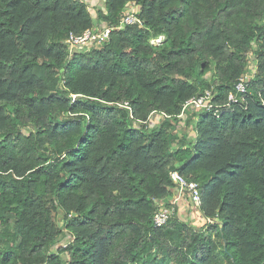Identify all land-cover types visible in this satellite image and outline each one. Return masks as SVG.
<instances>
[{
    "label": "trees",
    "instance_id": "trees-1",
    "mask_svg": "<svg viewBox=\"0 0 264 264\" xmlns=\"http://www.w3.org/2000/svg\"><path fill=\"white\" fill-rule=\"evenodd\" d=\"M103 2L0 0V264H264V0ZM172 170L213 222L154 225Z\"/></svg>",
    "mask_w": 264,
    "mask_h": 264
},
{
    "label": "built area",
    "instance_id": "built-area-1",
    "mask_svg": "<svg viewBox=\"0 0 264 264\" xmlns=\"http://www.w3.org/2000/svg\"><path fill=\"white\" fill-rule=\"evenodd\" d=\"M130 3L131 4L126 6L123 23L140 24L142 21L138 17L139 5H137L135 2ZM99 26L98 28L94 27L92 29H87L81 34L70 33L67 39V43L70 46V53L72 54L80 51H87L93 44L104 43L109 40L112 28L106 26L105 24H101ZM161 39L162 38H159V41H161ZM255 72L256 62L254 60H250L248 64V72L246 73L245 77L241 79V81L236 85V90L238 93L246 92L249 78L251 75L255 74ZM212 98L213 92L211 90H206L203 94L192 97L184 103L183 109L178 117L184 120L188 110L193 112L212 110ZM236 99V94L234 92L230 93L229 102ZM170 177L175 185V189L171 198L169 199V206H162L155 212L153 216L154 225L156 227H163L175 217L186 222L183 215H187L189 212L193 213L194 217H199L200 220L198 223L213 222L211 218H204L202 216V199L200 195L199 184L196 181L189 180L185 175L176 170H172L170 172Z\"/></svg>",
    "mask_w": 264,
    "mask_h": 264
},
{
    "label": "rangeland",
    "instance_id": "rangeland-1",
    "mask_svg": "<svg viewBox=\"0 0 264 264\" xmlns=\"http://www.w3.org/2000/svg\"><path fill=\"white\" fill-rule=\"evenodd\" d=\"M85 1L88 3L89 8H90V10L92 12H94L93 8H98V7L99 8H102V7H104L103 0H88V1L85 0ZM128 4H131V3L129 2ZM160 38H162L161 40H163L164 37L162 36ZM158 42H159V39L158 38L157 39H152V43H155L156 44ZM209 75L210 74H207L206 77H208ZM152 124L155 126L156 124H158V121H156V122H154ZM179 124H180V126H179L180 129L185 127L184 126V122H181L180 121ZM182 132H183V130L180 131V136L182 135ZM189 132H190V134L188 136V139L191 140V139H193V136L191 135V133L193 132V130L190 129ZM183 217L186 220V222L189 223V224H193V225H196V226L202 225L200 222L198 223V221L200 220L199 217H194L193 213H191V212L187 213V215H183ZM57 218H58V221H59L60 225L62 226L63 225V221H62V212L61 211L57 214ZM70 240H71V236H69L67 234V232L64 230V233L62 234V239L60 240V242H59L60 244L59 245L68 243Z\"/></svg>",
    "mask_w": 264,
    "mask_h": 264
},
{
    "label": "clouds",
    "instance_id": "clouds-1",
    "mask_svg": "<svg viewBox=\"0 0 264 264\" xmlns=\"http://www.w3.org/2000/svg\"><path fill=\"white\" fill-rule=\"evenodd\" d=\"M160 37H162V36H160ZM160 37H159V38H160ZM159 38H158V39H159ZM159 42H160V41H159Z\"/></svg>",
    "mask_w": 264,
    "mask_h": 264
}]
</instances>
